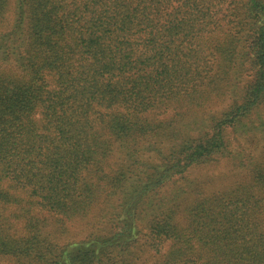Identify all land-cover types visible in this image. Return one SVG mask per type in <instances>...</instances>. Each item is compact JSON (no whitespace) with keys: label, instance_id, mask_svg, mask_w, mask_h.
<instances>
[{"label":"trees","instance_id":"16d2710c","mask_svg":"<svg viewBox=\"0 0 264 264\" xmlns=\"http://www.w3.org/2000/svg\"><path fill=\"white\" fill-rule=\"evenodd\" d=\"M0 258L264 264V0H0Z\"/></svg>","mask_w":264,"mask_h":264},{"label":"rangeland","instance_id":"374dc122","mask_svg":"<svg viewBox=\"0 0 264 264\" xmlns=\"http://www.w3.org/2000/svg\"><path fill=\"white\" fill-rule=\"evenodd\" d=\"M222 170L224 172H226V169L224 167H222ZM209 173H212L213 176H217L219 174L218 169H216V168L214 170L210 169L207 172V174H209ZM86 231H87V227H86ZM86 231L83 232L81 226L78 227V226H75L71 223H68V232L66 234L64 233L63 235L60 236V241L63 242V241H66L67 239H76L78 236L75 235V233L83 235ZM0 264H7V261L0 258Z\"/></svg>","mask_w":264,"mask_h":264}]
</instances>
